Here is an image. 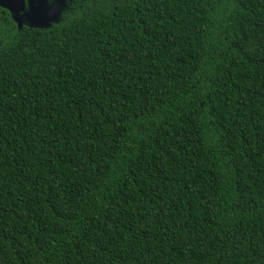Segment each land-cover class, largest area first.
I'll use <instances>...</instances> for the list:
<instances>
[{
    "label": "trees",
    "instance_id": "trees-1",
    "mask_svg": "<svg viewBox=\"0 0 264 264\" xmlns=\"http://www.w3.org/2000/svg\"><path fill=\"white\" fill-rule=\"evenodd\" d=\"M83 11L0 42V264H264V0Z\"/></svg>",
    "mask_w": 264,
    "mask_h": 264
},
{
    "label": "flooded vegetation",
    "instance_id": "flooded-vegetation-1",
    "mask_svg": "<svg viewBox=\"0 0 264 264\" xmlns=\"http://www.w3.org/2000/svg\"><path fill=\"white\" fill-rule=\"evenodd\" d=\"M117 1L122 0H0V42L25 28L40 29L72 21L77 14L84 13L83 8L97 12Z\"/></svg>",
    "mask_w": 264,
    "mask_h": 264
}]
</instances>
